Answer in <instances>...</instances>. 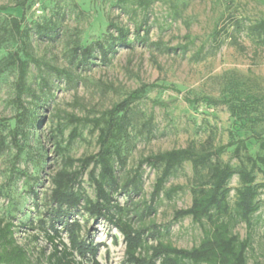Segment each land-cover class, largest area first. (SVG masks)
Returning <instances> with one entry per match:
<instances>
[{
  "label": "rangeland",
  "instance_id": "1",
  "mask_svg": "<svg viewBox=\"0 0 264 264\" xmlns=\"http://www.w3.org/2000/svg\"><path fill=\"white\" fill-rule=\"evenodd\" d=\"M18 2L0 0V68L21 49L22 41L41 65L30 66L26 83L31 92L22 98L27 113L19 129L25 151L17 159V150L8 137L6 149L0 154V224L14 222L16 240L28 251L32 264H47L53 251L41 222L50 208L52 177L63 163L58 146L74 160L99 151V132L92 125H78L80 137L67 146L77 126L72 123L74 118L100 119L142 86L164 87L148 89L145 98L134 103L127 113L128 132L120 143L125 165L117 166L120 181L134 175L139 162L150 155L189 146L198 151L210 146L217 149L229 143L231 133L245 142L249 155L260 153L258 136L264 138V36L258 38L251 27L264 21L261 1L29 0L24 9L17 6ZM11 18L23 20L21 29L28 37L11 35ZM111 23L129 33V47L116 42L118 34L109 29ZM40 27L54 28L55 32L47 35ZM97 42L106 49L116 45L106 62L97 50L89 62L81 63L80 55L74 56L75 47L85 49ZM175 48L177 52H170ZM50 67L67 72L71 80L55 74ZM17 79V68L0 75L4 135L18 126ZM249 95L263 98L248 100ZM186 97L200 102L187 103ZM205 98L226 104H208L202 101ZM155 101L167 106L155 105ZM240 103L244 104L233 114L230 106ZM233 151L229 148L220 156V162L239 169L241 163ZM143 172L142 191L132 196L140 209L150 202L161 170L145 166ZM255 176L257 184L264 183L257 171ZM206 180V169L196 175L192 164L184 163L164 186V192L180 190L172 199L162 195L157 212L146 219L169 229L166 240L178 248L191 249L203 238L192 218L176 222L174 214L191 206L192 187ZM228 187L233 205L241 187L239 177H233ZM82 191L95 201V188L88 175L82 179ZM261 192V209L253 217V227L248 229L241 223L234 229L241 239L249 235L252 238L248 264H264V191ZM117 199L122 205L128 202L124 195ZM73 219L82 224V239L100 246V264H124L125 243L116 229L83 212ZM63 240L68 243L66 234ZM76 259L93 264L90 259Z\"/></svg>",
  "mask_w": 264,
  "mask_h": 264
},
{
  "label": "trees",
  "instance_id": "2",
  "mask_svg": "<svg viewBox=\"0 0 264 264\" xmlns=\"http://www.w3.org/2000/svg\"><path fill=\"white\" fill-rule=\"evenodd\" d=\"M28 2L29 0H19L17 6L24 9ZM22 23L23 20L11 18L10 33L13 37L18 39L28 37V34L21 29ZM238 28H240L239 24ZM109 29L116 30L118 34L116 42L120 46L129 47L128 32L113 23L109 25ZM251 30L258 38H262L264 21L251 27ZM40 31L50 35L55 32V29L40 27ZM223 32H226V28ZM21 44V49L11 54L0 68V75L10 68L18 69L15 101L20 111L17 116L18 126L4 135L2 129L6 120L0 119V154L6 149V141L10 137L12 145L17 150V159L25 151L20 144L19 127L26 119L27 113L22 98L31 92L26 80L30 66L41 65L40 61L27 51L26 42L22 41ZM115 46L106 49L102 42H97L85 49L75 47L73 53L75 57L80 55V62L84 63L89 62L93 52L97 50L101 59L106 62L110 52L115 51ZM177 51L178 48L170 49V52ZM50 70L71 80V76L65 71L53 67H50ZM151 88L164 87L156 84L144 85L107 111L100 119L74 118L72 120V123L77 126L67 146H71L80 137L78 125H92L93 129L99 132L97 141L99 151L84 159L74 160L66 154V149L58 146L63 155V163L52 177L50 208L47 211L46 220L41 222L47 241L53 248L51 255L47 258V264H83L77 261L76 257L90 259L93 264H100L97 260L100 246L93 240L82 239V224L78 219H73L81 212L88 214V217L94 221H105L121 234L125 243L124 264H248L247 252L251 248L252 238L249 235L246 239H241L234 233V229L241 223L251 229L253 217L261 209L259 198L261 191H264V183H256L255 172L261 174L264 179V138L258 136L260 153L255 157L248 154L245 142L237 140L232 133L229 143L217 149L210 146L209 149L198 151L195 147L189 146L185 149L150 155L139 162L134 175L120 181L117 176V166L125 165L120 143L128 132L127 113L134 103L145 98L148 89ZM174 91L181 93L175 89ZM260 98L263 97L247 96L248 100L253 101H258ZM185 101L195 104L200 102V99L186 97ZM202 101L213 105L226 104L225 101L220 102L209 98ZM154 104L161 107L167 106L160 101H155ZM242 104L244 103L231 105L232 113L236 114ZM229 148H234V157L241 163L239 169L220 162V156ZM213 159H215L214 162ZM186 162L192 164L196 175L201 170H207V180L196 183L191 189V206L178 210L174 214L176 222L190 217L202 230L203 238L200 244L191 249L176 247L166 240L170 233L169 229L158 226L152 220L146 222L147 218L157 212V205L162 195L172 199L180 190V188H173L164 192V186L176 169ZM145 166L153 170H161V173L157 178L150 202L140 209L133 203L132 196L142 191ZM85 175H88L89 181L95 188V201L88 199L82 191V179ZM235 176L239 177L241 187L236 192L234 204L231 205L229 201L231 189L228 183ZM119 195L127 198L128 202L125 205L118 201ZM135 219L139 221V225L135 224ZM15 228L13 221H2L0 224V264H32L28 251L16 240ZM64 234L67 235L68 243L63 240Z\"/></svg>",
  "mask_w": 264,
  "mask_h": 264
},
{
  "label": "crops",
  "instance_id": "3",
  "mask_svg": "<svg viewBox=\"0 0 264 264\" xmlns=\"http://www.w3.org/2000/svg\"><path fill=\"white\" fill-rule=\"evenodd\" d=\"M259 1H261V3L264 5V0H259Z\"/></svg>",
  "mask_w": 264,
  "mask_h": 264
}]
</instances>
